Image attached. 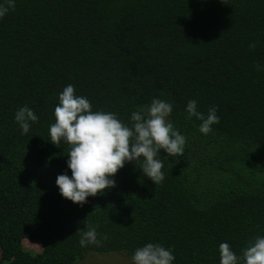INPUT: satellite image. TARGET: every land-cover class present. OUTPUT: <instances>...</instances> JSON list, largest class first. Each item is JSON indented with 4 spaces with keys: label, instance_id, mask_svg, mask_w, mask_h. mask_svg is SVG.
I'll list each match as a JSON object with an SVG mask.
<instances>
[{
    "label": "trees",
    "instance_id": "16d2710c",
    "mask_svg": "<svg viewBox=\"0 0 264 264\" xmlns=\"http://www.w3.org/2000/svg\"><path fill=\"white\" fill-rule=\"evenodd\" d=\"M69 84L129 126L152 99L172 103L186 145L180 157L159 153L162 183L131 162L83 205L60 195L69 145H52L49 127ZM189 100L205 115L217 107L208 135L187 119ZM25 105L38 122L22 135L14 116ZM92 228L99 243L82 247ZM258 236L264 0H15L0 19V264H76L86 253L131 262L147 243L172 249L173 264H219L221 243L240 256ZM22 239L41 252L22 250Z\"/></svg>",
    "mask_w": 264,
    "mask_h": 264
},
{
    "label": "clouds",
    "instance_id": "9594fccd",
    "mask_svg": "<svg viewBox=\"0 0 264 264\" xmlns=\"http://www.w3.org/2000/svg\"><path fill=\"white\" fill-rule=\"evenodd\" d=\"M14 8L15 0L0 3V19ZM254 47L255 43L249 45L250 49ZM58 101L49 136L54 146L62 140L69 145L66 163L71 176L66 172L58 175L56 186L60 195L73 204L83 205L88 197L114 188L115 175L131 162H140L142 174L153 184L162 183L164 160L184 155L186 137L169 119L173 105L167 100L154 98L150 105L134 111L130 126L114 112L93 111L91 102L76 95L71 84L63 88ZM185 111L187 119L194 117L201 122L199 131L204 135L219 123L216 106L209 108L205 115L197 110L196 100H189ZM14 119L22 135L29 132L30 123L38 122L27 105L16 111ZM161 150L166 153L165 159L159 155ZM97 235L94 228L84 231L80 245L98 244ZM218 252L219 264H264V236L256 237L242 249L240 256L226 242L219 245ZM174 260L172 249L157 243H147L131 256V264H173Z\"/></svg>",
    "mask_w": 264,
    "mask_h": 264
},
{
    "label": "rangeland",
    "instance_id": "374dc122",
    "mask_svg": "<svg viewBox=\"0 0 264 264\" xmlns=\"http://www.w3.org/2000/svg\"><path fill=\"white\" fill-rule=\"evenodd\" d=\"M22 250H27L31 253L38 254L41 252V246L36 242L22 239L21 240ZM76 264H131L125 255L121 254H96L86 253L85 257L78 261Z\"/></svg>",
    "mask_w": 264,
    "mask_h": 264
}]
</instances>
